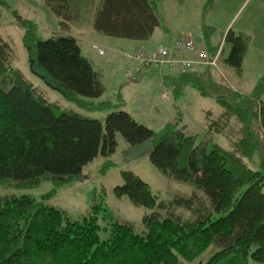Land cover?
Instances as JSON below:
<instances>
[{
    "label": "trees",
    "instance_id": "obj_1",
    "mask_svg": "<svg viewBox=\"0 0 264 264\" xmlns=\"http://www.w3.org/2000/svg\"><path fill=\"white\" fill-rule=\"evenodd\" d=\"M76 1L44 0L65 30L88 12L98 34L143 42L159 24V0H90L82 5ZM81 10L85 12L80 14ZM20 26L31 74L77 110L107 115L101 123L48 103L13 68L14 49L1 37L0 188H34L43 181L57 187L80 179L98 156L108 158L116 152L120 136L126 150L149 141L150 163L196 192L188 198L175 197L168 205L158 204L146 183L132 172H121L123 185L113 189L114 195L150 211L142 218L140 231L126 221H112L108 229L102 228L99 216L106 220L112 214L101 203H94L81 220L69 219L64 211L47 204L54 190L39 200L30 195L0 197V264H185L206 253L210 257L198 264H248L249 258L264 264V77L243 94L212 79L207 70L213 66H196L184 75L167 67L159 69L176 73L178 78H162L175 86V98L183 93L182 88L191 87L220 109L216 114L206 112V130L195 145V137L180 127L175 110L172 119L167 118L173 121L159 124L162 127L155 131L136 123L120 99L117 103L108 98L94 101L104 94L100 74L73 37L41 40L31 21L24 20ZM251 41V36H236L231 30L223 38L230 45L224 63L237 76L242 75ZM194 44L209 60L216 58L218 65L222 51L218 54L209 37ZM172 48L165 49L175 58ZM152 68H144L137 77ZM6 81L12 83L8 89L1 85ZM220 137L229 148L218 143ZM108 166L106 162L104 168ZM162 210H167L165 218L160 217ZM183 212L186 217L181 216ZM101 231L109 232L106 240H101Z\"/></svg>",
    "mask_w": 264,
    "mask_h": 264
},
{
    "label": "rangeland",
    "instance_id": "obj_2",
    "mask_svg": "<svg viewBox=\"0 0 264 264\" xmlns=\"http://www.w3.org/2000/svg\"><path fill=\"white\" fill-rule=\"evenodd\" d=\"M1 1L0 38L11 43L14 49L13 68L18 69L24 79L31 83L48 103L61 110L76 111L101 123L106 118V112L83 113L77 110L74 104L66 102L60 94L46 87L41 80L31 74L22 46L24 33L20 26L22 21L29 20L35 24L41 40L61 36L73 37L76 40L82 55L91 63L93 70L100 74L104 94L100 100L94 101H104L108 98L117 103L120 99L124 103V110L131 114L136 123L151 127L155 131L167 122L173 121L167 118L172 119L171 112L175 110V113L178 112L180 115V127L195 137V145L201 141L205 133L206 112L216 114L220 110L218 106L213 103V100L202 98L198 92L192 91L191 87L182 88L183 93L175 98V86L172 83L165 84L162 79L165 75L178 78L174 71L168 69L152 68L149 72L137 77L136 81L126 82L123 78L125 69L123 52H126L125 55L134 52L150 54L159 47L172 46L180 38L193 39L197 45H200L203 43V37H209L210 45L217 46L220 53L222 51L218 65H215L217 68L212 67L209 71L207 70L211 73L212 79L219 80L224 86L231 87L240 93H249L252 88L250 91L246 90V85L257 83L264 77V0H214L211 4H208L209 0H159L156 2L159 24L154 27L152 37L143 42L115 39L98 34L92 26L91 13L83 14L84 10L80 12L83 14L80 19L71 23L65 30L58 24L61 20L45 6L44 0ZM77 1L82 5L90 0ZM229 30L236 36L252 37L248 49L249 63L244 65L246 66L244 77L234 74V71L224 63L229 55L230 45L224 44L223 38ZM93 47L101 48L105 53L99 57ZM112 56L113 62L110 65ZM115 58L117 61L114 60ZM245 60L246 57L244 62ZM1 85L8 89L12 83L6 81ZM262 101H264V93ZM211 113L210 117H213ZM159 124L162 126H158ZM225 134L228 135V128ZM217 141L224 148H229L224 137L217 138ZM125 150L126 143L119 136L116 152L108 158L98 156L84 168L80 179L68 181L57 187L51 181H43L34 188L4 187L0 188V197L30 195L39 200L41 196L54 190V195L47 204L64 211L69 219L81 220L88 215L94 203H101L112 214V218L106 220L99 216L98 223L102 228L108 229L112 221H126L133 223L135 229L140 231L143 228L142 218L150 211L133 206L127 197L117 198L114 195L113 189L123 185L121 172H132L146 183L157 197L158 204L168 205L175 197L188 198L196 192L193 186L174 181L161 174L150 163L148 156L129 163L125 162L123 157ZM106 162L109 166L104 168ZM249 168L255 169L254 166ZM176 210L181 211V209ZM166 216H168L167 210H162L160 217ZM181 216L186 217V213H181ZM99 236L101 240H106L109 232L101 231ZM209 257V253H206L185 264H198L201 258L206 260ZM248 264L259 263L249 258Z\"/></svg>",
    "mask_w": 264,
    "mask_h": 264
},
{
    "label": "built area",
    "instance_id": "obj_3",
    "mask_svg": "<svg viewBox=\"0 0 264 264\" xmlns=\"http://www.w3.org/2000/svg\"><path fill=\"white\" fill-rule=\"evenodd\" d=\"M173 51L177 57L173 58L168 49L157 48L155 52L150 54L142 52H134L131 54L122 55L125 69L123 71V78L126 82L132 81L136 78L144 68H169L178 71L184 75L193 67L201 66H215L216 58L209 60L204 50L197 49L192 39L180 38L173 44ZM99 56L104 53L102 50L95 48ZM220 51H218V54Z\"/></svg>",
    "mask_w": 264,
    "mask_h": 264
},
{
    "label": "water",
    "instance_id": "obj_4",
    "mask_svg": "<svg viewBox=\"0 0 264 264\" xmlns=\"http://www.w3.org/2000/svg\"><path fill=\"white\" fill-rule=\"evenodd\" d=\"M151 150L152 146L149 141L131 146L123 153L124 161L129 163L140 157L147 156L151 153Z\"/></svg>",
    "mask_w": 264,
    "mask_h": 264
},
{
    "label": "crops",
    "instance_id": "obj_5",
    "mask_svg": "<svg viewBox=\"0 0 264 264\" xmlns=\"http://www.w3.org/2000/svg\"><path fill=\"white\" fill-rule=\"evenodd\" d=\"M247 36H249V35H247ZM254 38V37H253ZM114 60H116L117 61V59L115 58ZM113 62V56L110 58V61H109V64L111 65V63ZM248 63H249V52L247 53V55H246V60H245V62L243 63V65H242V69H243V71H242V75H241V77H244V72H245V69H246V66H244V65H248ZM255 82H253L252 84L250 83V84H247L246 85V90H251V88L253 89L254 88V86H255ZM252 91V90H251ZM250 91V92H251ZM243 94H246V93H243Z\"/></svg>",
    "mask_w": 264,
    "mask_h": 264
},
{
    "label": "bare ground",
    "instance_id": "obj_6",
    "mask_svg": "<svg viewBox=\"0 0 264 264\" xmlns=\"http://www.w3.org/2000/svg\"><path fill=\"white\" fill-rule=\"evenodd\" d=\"M193 68H194V67H193ZM193 68H192V69H193Z\"/></svg>",
    "mask_w": 264,
    "mask_h": 264
}]
</instances>
